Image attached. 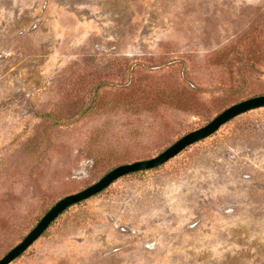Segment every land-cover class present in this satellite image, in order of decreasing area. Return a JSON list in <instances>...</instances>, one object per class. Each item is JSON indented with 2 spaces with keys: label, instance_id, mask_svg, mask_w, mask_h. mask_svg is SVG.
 <instances>
[{
  "label": "rangeland",
  "instance_id": "1",
  "mask_svg": "<svg viewBox=\"0 0 264 264\" xmlns=\"http://www.w3.org/2000/svg\"><path fill=\"white\" fill-rule=\"evenodd\" d=\"M262 93L264 0H0V257L60 197ZM8 264H264V106Z\"/></svg>",
  "mask_w": 264,
  "mask_h": 264
},
{
  "label": "water",
  "instance_id": "2",
  "mask_svg": "<svg viewBox=\"0 0 264 264\" xmlns=\"http://www.w3.org/2000/svg\"><path fill=\"white\" fill-rule=\"evenodd\" d=\"M263 106L264 93L249 96L247 98L233 102L216 113L203 125L179 136L157 154L148 158L136 159L130 162L117 164L107 170L91 184L80 190L60 197L42 214V216L22 237V239L9 248L0 257V264H8L13 259L18 257L35 239H37L44 232L49 224L69 206L102 191L110 183L123 175L154 168L163 164L188 145L197 142L215 132L222 124L229 121L233 117L248 110Z\"/></svg>",
  "mask_w": 264,
  "mask_h": 264
}]
</instances>
